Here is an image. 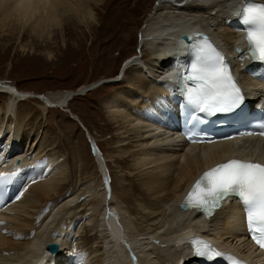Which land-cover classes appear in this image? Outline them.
<instances>
[{"label": "bare ground", "instance_id": "obj_1", "mask_svg": "<svg viewBox=\"0 0 264 264\" xmlns=\"http://www.w3.org/2000/svg\"><path fill=\"white\" fill-rule=\"evenodd\" d=\"M114 1L0 0V39L6 44L19 41L22 51L27 49L22 43L24 38L32 37L36 46L42 45L40 40L45 41L43 45L49 47L58 42L60 31L63 46L75 52L67 43L66 30H93V6L102 5L105 9L111 2L112 8L106 10L101 22L104 31L110 33L108 36L130 40L139 23L147 18L140 46L150 47L143 55L125 59V68L119 69L116 78L100 77L74 89L30 94L0 81V93L9 97L0 111V168L12 172L17 179L10 205L0 211V264H32L34 260L39 264H191L194 260L179 239L183 230L197 224L190 211L178 208L188 185L203 169L235 154L264 161L262 139L184 147L176 143L177 137L168 135L170 130L160 120L159 123L152 118L158 105L175 103L172 81L181 63L176 61V54L183 48L180 33H195L198 27L209 30L239 69L235 54L228 50L238 42L228 20L237 0H157L154 9L152 5L141 6V18L130 15L132 23L127 19L129 9L125 8L129 0L113 4ZM138 2L134 5L138 6ZM113 7L117 9L114 11ZM80 40L75 44L77 51ZM50 53L46 52L48 57ZM240 77L244 87L264 95V84L243 74ZM118 82L126 85L107 93L100 101L113 127L109 128L113 130L109 142L112 144L105 156L99 157L101 150L95 143L98 163L92 159L90 165L88 160V166L83 168L86 173L94 164L102 173H88L73 186L65 157L46 148L40 142L39 131L17 123L29 115L18 113L17 104L39 97L54 106L67 107L80 93ZM17 156L22 162L15 166L12 162ZM107 163L118 170L113 169L116 173L110 183L104 170ZM125 169L126 176H134L137 182L130 192L124 188L125 176L120 175ZM66 187L70 189L60 193ZM241 222L235 206L227 205L211 218L204 231L219 243L247 255L249 248ZM99 238L101 244L96 243ZM58 240L62 248L55 258H49L44 246Z\"/></svg>", "mask_w": 264, "mask_h": 264}, {"label": "rangeland", "instance_id": "obj_2", "mask_svg": "<svg viewBox=\"0 0 264 264\" xmlns=\"http://www.w3.org/2000/svg\"><path fill=\"white\" fill-rule=\"evenodd\" d=\"M119 1L115 0L113 4ZM136 2L137 0H129L125 4V8L129 9L127 19L131 23L133 19L131 20L130 15L136 14L135 16L138 18L143 16L139 13L142 5L146 7L152 5L153 9L158 5L157 0H139L138 6L134 5ZM111 8L112 2L107 4L105 9L102 8V5L93 6V15L97 18L93 19L92 23L95 26L93 30L83 27L72 28L71 32L66 30L67 43L72 46L75 52H70L63 46V37L59 36L62 34L60 31L58 32V42L49 45V47L43 45L45 41L40 40L42 45L36 46L32 44L34 42H32V37L24 38L22 43L27 45V49L24 51L19 50V41L12 40L6 44L1 38L0 81L11 83L19 90H28L31 92L30 94L32 92L33 94H47L52 91L74 89L100 77L116 78L119 76L125 59L141 53L143 55L149 52L150 47L149 45H146V48L140 46L142 29L147 18L139 23L137 32L134 31L130 40L111 39V36H108L110 33H106L101 27L106 10L110 11ZM113 8L114 11L117 9V7ZM131 26L134 27V24ZM80 33L82 35L78 36ZM79 38H81L82 44L80 50L77 51L78 46L75 44ZM92 45L93 49H90ZM47 51L51 52L49 57L46 54ZM142 58L145 59L146 56ZM121 77L123 78V75ZM122 85L125 86L126 83H105L86 94L80 93L69 102L67 107L54 106L39 97L23 99L17 104L16 110L18 113H23V117L29 113L25 119L19 118L17 123L33 127L36 133L39 131L40 142L43 141L42 143L47 145L46 148H53L63 156L62 158L65 157V162L70 169L68 177L73 186L78 184L80 178L87 176L88 173L95 172L98 175L102 173L100 168H98L99 173L97 172V167L94 164L87 168L88 172L86 173L83 168L88 166V160H90V165L92 159L94 163H98L95 143L101 150L100 153L98 152L99 154L97 153L99 157H104L109 151L112 144L109 143L111 142L110 136L113 134V130L111 132L109 128L113 129V127L106 118L107 113L102 108L100 101L104 99V95L122 88ZM8 98V95L0 93V111L4 110ZM112 164L116 165L113 161ZM105 168L110 183L116 173L113 169L117 170V168L109 166L108 163L105 164ZM127 174V169L120 173L122 177L125 176V190L130 192L134 190L137 182L134 176H126ZM96 181L97 178L94 182L96 183ZM68 189L70 188H63L60 193L66 192ZM101 240V238L97 239L96 243L101 244ZM102 243L104 244V242Z\"/></svg>", "mask_w": 264, "mask_h": 264}, {"label": "snow or ice", "instance_id": "obj_3", "mask_svg": "<svg viewBox=\"0 0 264 264\" xmlns=\"http://www.w3.org/2000/svg\"><path fill=\"white\" fill-rule=\"evenodd\" d=\"M242 21L251 26L247 39L253 48V55L264 59V4L246 6ZM186 39L191 40L190 37ZM187 81L195 85L185 87L187 104L195 112L208 115L230 113L243 103L244 98L222 56L207 41L199 48L196 62L189 72L182 75L181 84L186 85ZM192 119L198 117L193 116ZM12 179L13 176L0 174V187ZM233 194L238 195L246 205L248 230L255 243L264 249V165L236 159L216 165L196 181L184 207L190 206L211 216L220 203ZM191 243L195 254L208 260L223 255L204 241L193 239Z\"/></svg>", "mask_w": 264, "mask_h": 264}, {"label": "water", "instance_id": "obj_4", "mask_svg": "<svg viewBox=\"0 0 264 264\" xmlns=\"http://www.w3.org/2000/svg\"><path fill=\"white\" fill-rule=\"evenodd\" d=\"M181 38L184 39V40H187V39H186V38H187L186 35H182ZM46 248H47V250H49L50 252H55V251H57V249H58V244H57V243H47Z\"/></svg>", "mask_w": 264, "mask_h": 264}]
</instances>
